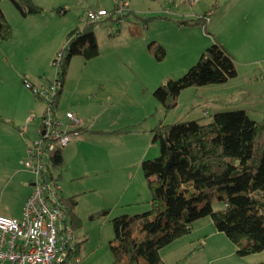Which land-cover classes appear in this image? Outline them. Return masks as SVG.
Returning <instances> with one entry per match:
<instances>
[{
  "label": "rangeland",
  "instance_id": "rangeland-1",
  "mask_svg": "<svg viewBox=\"0 0 264 264\" xmlns=\"http://www.w3.org/2000/svg\"><path fill=\"white\" fill-rule=\"evenodd\" d=\"M96 1L98 0H44V10L41 8L45 13L43 20L37 19L31 26L22 22L21 26L24 27L17 29V34L14 35L11 30L12 37L0 41V97L7 92H14L19 74H32L35 77L38 75L53 81L55 68L60 60L57 67L52 64V60L65 44L66 35L71 30L76 26L80 30L83 25L92 22L85 19L86 13L103 10L105 17L116 14L117 8L112 9L114 0H99L105 9L88 8ZM171 1L122 0L123 8L126 10L130 6L137 17L131 22H124L128 12L122 17H117L116 20L120 19V24L124 23L121 27L120 24L115 25L120 28L119 35L115 37L108 35L111 31L110 24H103L104 19L98 20L97 23L101 24L96 25L94 29L98 56L87 65L80 56H73L66 71L61 100L64 94L67 104L74 99L76 102L85 103L86 96L94 95L96 100L100 99L102 105L96 106L98 113L88 112V117L95 118L97 122H106L107 125L113 126L114 130L124 126L121 129L124 128L125 134H122L121 139L129 144L124 154L125 160H122L114 171H103L94 176L95 185L92 183L91 186H97L96 194L91 193L77 201L75 211L79 224L74 227V236L75 242L80 243L79 255L84 264H116L121 260L120 248L115 251L110 249L114 237L113 219L127 216L128 229L135 232V215L149 209L150 194L141 171V163L158 155V147L152 142L151 129L159 122L175 124L196 121L204 124L210 122L216 113L236 110L245 111L254 121H264V79L254 74L253 68L246 67L239 69L241 77L237 83L228 80L226 85L208 84L187 88L182 92L179 106L163 111L152 91L161 82L182 76L195 64L200 54L198 50L194 51L196 46H193L197 41L199 43L198 32L188 28L191 26H178L176 14H185L189 12V7L194 5L200 9L199 12L204 11L210 7L213 0H196L192 5L186 0ZM56 2L61 5L53 8L52 4ZM10 5L8 0L1 3L3 11L8 15L13 10ZM61 9L66 12L61 14L59 19L55 15ZM42 27L47 30L42 31ZM135 30L138 34L133 33ZM209 32L207 27L206 35H209ZM158 44L165 51L160 61L155 59L151 52ZM200 45H205V42ZM249 71L254 76L248 75ZM253 77L256 80L251 82L249 88L242 79L249 80ZM98 80H102L99 84L103 85V89L102 92L96 93ZM185 101L187 103L183 104ZM145 116L148 118H144ZM62 177L66 180L64 187L68 184L71 191L78 190L80 181L71 183L68 174L62 173ZM212 205L213 209L223 207L219 202ZM102 209L108 211L101 214L99 211ZM219 235L193 241L184 237L163 248L162 252L173 249L167 258L170 264H204L208 259L203 257L209 258L216 249H223L226 243L233 249V253L223 249L218 256L227 258L218 260L216 264L264 262V250L239 256L237 247L229 242L223 233ZM200 246H203V250L199 251ZM191 251L194 252L192 256L183 258Z\"/></svg>",
  "mask_w": 264,
  "mask_h": 264
},
{
  "label": "trees",
  "instance_id": "trees-1",
  "mask_svg": "<svg viewBox=\"0 0 264 264\" xmlns=\"http://www.w3.org/2000/svg\"><path fill=\"white\" fill-rule=\"evenodd\" d=\"M8 1L22 17L43 12L33 0ZM214 9L215 6L200 17L177 23L201 26L204 23L202 18L209 17ZM107 18L118 24L115 17H106L104 21ZM99 24L90 22L80 30L75 27L66 35L65 44L56 53L61 54L54 78L58 86L54 96L56 106L72 57L90 60L98 56L94 29ZM10 36L11 27L0 8V41L8 40ZM151 52L159 61L165 54L159 44ZM235 76L232 57L219 43L213 42L182 76L161 82L152 95L166 112L176 106L181 91L224 83ZM123 129L111 133H122ZM74 131L79 135L100 133L80 127ZM151 134L152 142L158 147V155L141 163L150 194L149 209L135 215V232L129 231L127 216L113 219L114 237L110 249L120 248L122 254V259L116 264H166L161 261L159 250L187 234L191 224L203 217H209L214 229L237 247V255L264 250V121H254L245 111L236 110L216 113L210 122L204 124L196 121L159 122L151 129ZM62 164L61 155L56 154L52 158V166L60 168ZM57 177L59 179V175ZM61 200L65 205V220L74 229L79 224L75 211L76 197L61 196ZM214 202L221 203L223 207L213 209ZM107 211L102 209L99 213ZM79 247L80 243L75 242L71 254L80 256ZM84 263L80 258L76 264Z\"/></svg>",
  "mask_w": 264,
  "mask_h": 264
},
{
  "label": "crops",
  "instance_id": "crops-1",
  "mask_svg": "<svg viewBox=\"0 0 264 264\" xmlns=\"http://www.w3.org/2000/svg\"><path fill=\"white\" fill-rule=\"evenodd\" d=\"M2 1L5 0H0V8L6 21L11 26L13 35L17 34V29L24 27L21 26L22 22H25V25L31 26L37 22V19L43 20L42 17L45 15L42 12L41 14L22 17L11 5L13 10L8 15L2 9ZM214 1L211 3L212 6L210 5L204 11L199 12L200 9L194 5L189 7V12L187 13L179 14V16L176 14V17H178L177 21L192 19L215 6V9L209 16L210 20L204 27L202 25L191 27L178 25L198 32L200 39L199 43L197 41L193 45L196 46L194 51L198 50V54H201L210 44L217 42L232 57L237 68L236 76L231 80L229 79V82H238L241 77L239 71L241 67H246L247 69L253 68L254 74H258L259 78L264 79V0H217L216 3ZM33 2L44 10V0H33ZM60 5L58 2L52 4L53 8ZM127 6H129V2ZM97 7L104 8L99 3V0L89 5L88 8ZM223 8L224 11H222ZM65 12L66 10L61 9L55 16L60 19L61 14ZM127 12V18L124 22H131L133 18L137 17V14H135V11L130 6L129 8L127 7ZM103 24H110L109 31H111L108 33L110 37L119 35L120 28L115 27V25L119 24H116L112 18H107ZM121 24L120 27L122 26ZM207 27L210 31L209 35L205 33ZM44 30L47 29L42 27V31ZM133 33L138 34V31L135 30ZM204 42L205 45H200V43ZM94 59L96 58L83 60L87 65ZM20 75H18L15 82L14 92H7V94L5 93L0 97V214L13 219L20 218L22 206L32 190L31 175L23 168L22 161L26 154V147L38 134L40 119L44 110L43 103L30 90L23 86L22 80L28 78L31 83L36 85H47L51 82L49 79H44L38 75L36 77L32 74H29L30 76ZM248 75L253 74L249 71ZM107 76L109 75L107 74ZM103 80L107 81L108 79ZM242 80L251 88V82L255 81L256 78ZM227 82L228 80L220 84L226 85L228 84ZM99 83H102V80H98L96 93L102 92L103 89V85ZM262 85L264 86V84ZM183 91L178 96L176 106H179L178 103L182 98ZM60 96L56 106V116L60 120L64 121V113L71 111L78 119L80 128L100 132L78 134V136L73 137L71 142L61 152L63 164L58 172L61 196L65 198L75 196L76 201H78L79 199L86 198L91 193L96 194L97 186H91L95 180L94 176L103 171H114L117 165L122 160H125L124 154L129 144L126 143V140L121 139L122 134L125 133H111L124 126L114 130L113 126L107 125L108 123L103 121L97 122L95 118L88 117V112L98 113L96 106L98 104V106L102 105L100 99L96 100L97 97L92 95L91 97L86 96L85 103L76 102L77 100L74 99V101L67 104L64 98L65 95L63 94L62 100ZM185 103L187 101L183 104ZM186 116H189V114H186ZM144 118H148V116ZM150 123L152 124V122ZM166 124L171 123L168 122ZM62 173L68 174L71 183L73 181L81 182L78 190L71 191L68 184L66 187L63 186L66 180H63ZM99 201L102 203L100 198ZM219 234L221 233H217L214 229L212 220L209 217H203L191 224L187 235L175 239L163 248L171 246L170 244L173 245L174 242L184 237L191 238V241L203 237L206 240L210 236H220ZM163 248L159 250L161 261L170 264L167 258L173 252V249L163 253ZM223 249H227L231 254L233 253V249L228 247L226 243ZM223 249H216L214 253L210 254L209 258L203 257V259H208L204 264H216L218 260H225L227 256H218ZM200 250H203V246H200ZM192 253L194 252L192 251ZM191 254H186L187 256L184 255L183 258L190 257L192 256Z\"/></svg>",
  "mask_w": 264,
  "mask_h": 264
},
{
  "label": "built area",
  "instance_id": "built-area-1",
  "mask_svg": "<svg viewBox=\"0 0 264 264\" xmlns=\"http://www.w3.org/2000/svg\"><path fill=\"white\" fill-rule=\"evenodd\" d=\"M186 1L189 5L196 2ZM113 7L117 8L112 15L116 19L127 13L122 0H114ZM105 16L103 10L88 11L85 19L97 22ZM202 19L209 21L208 17ZM60 55L56 54L52 62L55 67ZM22 83L43 103L44 110L38 134L26 147L22 161L23 168L31 175V193L22 206L20 218L0 214V264H76L80 256L71 254L75 245L74 229L63 214L65 205L61 200L58 168L52 166V158L78 136L74 129L79 121L71 111L64 113V121L56 116L54 96L58 86L54 80L46 86L25 78Z\"/></svg>",
  "mask_w": 264,
  "mask_h": 264
},
{
  "label": "clouds",
  "instance_id": "clouds-1",
  "mask_svg": "<svg viewBox=\"0 0 264 264\" xmlns=\"http://www.w3.org/2000/svg\"><path fill=\"white\" fill-rule=\"evenodd\" d=\"M198 17H200V15H199ZM208 18H209V20H210V17H208ZM203 22H204V23L202 24V26L204 27V25H205L207 22H205L204 20H203ZM118 24H120V23H118ZM78 127H79V126H78ZM62 151H63V150H62ZM62 151H61V152H62ZM61 152L59 153L60 155H61ZM58 172H59V168H58Z\"/></svg>",
  "mask_w": 264,
  "mask_h": 264
}]
</instances>
